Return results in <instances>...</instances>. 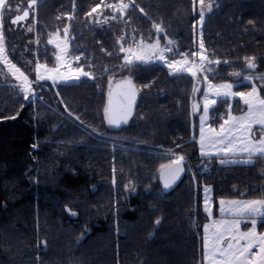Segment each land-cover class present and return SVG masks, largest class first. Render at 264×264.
Segmentation results:
<instances>
[{
	"label": "trees",
	"instance_id": "16d2710c",
	"mask_svg": "<svg viewBox=\"0 0 264 264\" xmlns=\"http://www.w3.org/2000/svg\"><path fill=\"white\" fill-rule=\"evenodd\" d=\"M26 1L10 0L4 12L10 61L32 75L38 62L54 64L56 49L43 42L69 27L71 53L84 55L91 78L34 83L26 100L0 63V264H203L199 232L208 218L201 183L212 185L217 199L264 198V158L221 164L224 156L202 157L192 100L203 77L173 75L156 62L128 67L121 52L137 38L153 41L154 24L163 29V44L176 41V53L195 52L198 2L194 12L193 0H123L131 7L121 13L97 8L120 0H40L27 33L11 22ZM205 12L202 39L209 59L221 61L209 81L252 90L245 77L264 75V0H214ZM246 57H256V69L246 67ZM125 77L136 83L140 101L130 124L116 130L104 117L106 93L110 80ZM255 84L264 98V80ZM229 102L214 105L213 128L224 124ZM231 109L240 114L247 106L237 99ZM169 150L198 164L195 175L164 193L158 172Z\"/></svg>",
	"mask_w": 264,
	"mask_h": 264
},
{
	"label": "snow or ice",
	"instance_id": "6c2138e0",
	"mask_svg": "<svg viewBox=\"0 0 264 264\" xmlns=\"http://www.w3.org/2000/svg\"><path fill=\"white\" fill-rule=\"evenodd\" d=\"M38 0H30L29 8H32L37 4ZM199 3V23L202 25L205 19V8L207 12L213 10L214 0H209L206 4L205 0H193L194 12L197 11L196 4ZM99 7V6H97ZM109 8H115L117 11L123 13L129 7L130 4L124 3L120 0L118 5H107ZM12 5L10 0H0V19H2L6 10H11ZM19 11V8L16 9ZM97 12V8H93L89 15ZM143 12V9H141ZM29 16V11L24 10L22 15H17L12 23L16 24L19 21H24ZM59 19V17H58ZM115 19V17H113ZM249 23H252L251 21ZM154 28L157 32H162L163 29L160 25L154 24ZM32 31L31 28L28 29ZM67 34V29H65ZM49 44L55 43V40L50 38ZM172 42L169 41V44ZM56 47L60 51V55L55 57V60L59 63L65 56L68 55L67 48H60L59 44ZM149 48L158 49L150 54H135L134 59H130L129 56H125V66L131 67L138 61L140 64H148L151 62L152 57L156 56L161 61H165V52H171V48L160 49L158 42L156 44L148 45ZM200 53L192 52L190 55H200V61L198 67L194 63H190L187 56L189 54L177 53L184 57L182 60L167 61L168 67L173 69L171 74L180 75L184 72L189 71L190 67L196 68L195 71L191 72L193 77L197 76V72H213L214 68L211 66L214 64H220L219 60H211L207 55L202 54L204 52V44L201 40L199 45ZM121 51H124L121 47ZM131 53V49L128 50ZM5 49L3 46V34L2 28H0V63H4L8 71L13 75L19 73L20 77L23 78L27 87H21L20 90L24 94V98L27 100L30 93L32 92L31 84L32 81L28 80V77L12 64L7 57L4 55ZM78 60L79 57H76ZM256 57H246L245 64L250 70L256 69L255 63ZM227 63V61H224ZM177 65H187L188 67H177ZM41 65H36V79L35 83H39L42 80H53V85L56 83V79L52 76L45 75L40 71ZM55 72L60 76L64 82L79 81L80 78L90 77V73L83 71L80 66L76 68L75 75L65 76L59 72L58 68L49 69L44 67V73ZM232 75L239 76L240 73L233 72ZM91 78V77H90ZM205 81L209 79L207 75L203 77ZM245 79L264 80V75H255L253 77H245ZM111 80L109 81L110 90L108 93V105L104 108V117L107 120L109 126L119 127L122 123H128L129 117L132 115V105L135 102L136 91L130 79L121 82L120 87V101L116 108L113 107V93L111 91ZM233 84H208V90L204 92V103H203V116L200 120V154L202 157H210L212 150L215 149V154L223 155L224 157L236 156L237 154H246L247 158L242 161L243 163L255 164L258 159L264 158V98H262L257 91L255 86L252 87L250 92H233ZM194 92L199 91L198 88L193 89ZM211 93V98L209 96ZM239 96L243 103L247 106V111L239 116L228 115L225 119L224 124L220 125V131L215 132L214 129L209 127L207 134L205 131V124L209 119V113L214 110V105L217 103V99H225L226 97ZM226 102V101H225ZM197 105L193 104V109L196 110ZM15 118V117H11ZM227 125V127H225ZM258 126V127H255ZM180 147V145H177ZM171 151V150H170ZM184 155H174V158L169 164H163L160 167L161 178L164 181V188L168 189L179 180L181 174L184 172ZM221 164L230 162L226 158L220 160ZM211 189L208 187L204 188V209L205 212L211 215ZM220 205H225L224 200L219 201ZM228 210L233 217V220L225 222L222 220L213 221L212 227L216 231L209 234V225H204V240H203V258L205 264H264V233H258L256 231L258 218H264V198L247 200V201H228ZM224 208L221 207V213L223 214ZM247 218L250 220L251 227L248 231H240V224L243 219ZM157 225L160 224L158 219L155 222ZM243 241V243H242ZM258 250V251H254Z\"/></svg>",
	"mask_w": 264,
	"mask_h": 264
},
{
	"label": "rangeland",
	"instance_id": "374dc122",
	"mask_svg": "<svg viewBox=\"0 0 264 264\" xmlns=\"http://www.w3.org/2000/svg\"><path fill=\"white\" fill-rule=\"evenodd\" d=\"M206 3V2H205ZM199 4V3H198ZM99 7H105L106 10H107V4L105 5H99ZM98 8V7H97ZM104 10V9H103ZM99 12L100 11V8L98 10ZM101 13H99L100 15ZM14 15V14H13ZM12 15V16H13ZM98 15V13H97ZM3 19H0V27H4L5 25V14L3 15ZM11 16V18H12ZM101 16V15H100ZM35 21H36V16H35ZM104 20H106L107 18H103ZM102 20V19H100ZM35 23V22H34ZM203 25V23H202ZM202 25L200 24V31H199V37H198V44H197V48L195 50V52L197 53H200V48H199V45L201 43V40L203 41L202 39V30H201V27ZM65 29H67V34H65ZM160 33V32H159ZM159 33L156 34L155 38L153 41H148L144 38H140V39H135V43H133L132 45H122L121 47H123L124 51H121L124 53V56H123V61H124V64H125V56H129L130 59H134L135 58V54H150L151 52L153 51H157L158 49H152V48H149L148 45H151V44H156L158 42L159 44V48L160 49H166V48H171L172 51L171 52H165V61H161L158 57L156 56H153L152 57V60L151 62H156V63H161L163 65H166L168 67V64H167V61H172V60H182L184 57L182 56H178L177 53L173 50L175 44H176V41L175 40H167V43L163 44L161 38H159ZM2 34H3V46H4V49H5V52H4V55L7 57V59L10 61V52L8 53V45H7V31H6V28H2ZM52 38L55 40V43L53 44H49L51 46H53L55 49H56V52L54 54V60H55V57L57 55H60V51L59 49L56 47V44H59L60 45V48H67L68 50V55L65 56L63 58V60L61 62H57L56 60L54 61V64H49V63H46V62H38L40 65H41V73L45 74V75H48V76H52L56 79V83H66L63 81V79L57 75V73L55 72H48V73H44V67H47L49 69H52V68H58L59 69V72L60 73H63L65 76H68V75H75L76 74V68L77 66H80L82 68L83 71H86V72H89L90 75H91V72L86 70V68L83 66V64L81 63V60L82 58L84 57V55L82 53H77V52H72L71 53V38L72 36L70 37V34H69V27H66V28H63L62 30H57V31H54L50 34V36L48 37L47 41L43 42V43H48L49 39ZM123 40H121L120 42H122ZM169 41H171L172 43L169 44ZM30 44L33 43V39H29L28 41ZM45 44V45H46ZM204 44V52L202 54L204 55H207V50H206V46H205V43L203 42ZM40 48V46H39ZM129 49H131V53H129ZM37 57L39 58V55H37ZM76 57H79V59L77 60ZM188 60L190 63H194L197 67L199 65V61H200V55H196V56H192V55H188L187 56ZM209 58V57H208ZM12 62V61H10ZM136 63H139L138 61ZM17 67V66H16ZM177 67H188L187 65H177ZM213 68V65L211 66ZM19 68V67H17ZM169 68V67H168ZM21 72L24 73V75H26L28 77V80L29 81H32L33 83L31 84V88H32V92L34 90V83H35V79H36V70L34 72V74H30V73H27L25 70L19 68ZM170 72L172 73L173 72V69H170ZM196 68L194 67H190L189 68V71H187V73H191L192 71H195ZM209 73H212V72H209ZM197 74H200L202 77H204L205 75L209 76L208 73H205V72H201V71H198ZM257 75V74H256ZM20 74L19 73H16L14 75V77L17 79V77H19ZM247 77H253L252 74H249ZM83 78V76L81 77ZM80 78V80H81ZM18 82L20 83V85L22 87H27V84L24 83L23 81V78L20 77L19 79H17ZM79 80V81H80ZM42 81H51L53 82V80L51 79H48V80H42ZM79 81H74V82H67V83H75V82H79ZM205 81V80H204ZM245 81H248V82H253L254 84H252L253 86H255L257 88V91H258V94L260 95V90L257 86V84H255V79H252L251 81L249 79H245ZM41 82V81H40ZM39 82V83H40ZM211 83V84H233L231 82H222V83H213L212 81H209V79L207 81H205V88H204V91L202 93V96H201V102L202 104L204 103V92L208 90V84ZM234 85V84H233ZM233 92H236L234 87L232 89ZM251 91V90H250ZM248 91V92H250ZM209 96L211 98V93H209ZM261 96V95H260ZM228 99H230L231 102H229V107H230V111H229V114L233 115V116H239V115H242L243 113H245L247 111H244L242 113H240L239 115L235 112H233V110L231 109V106L233 105V103L237 100V99H240L239 96H235V97H226ZM219 98L217 99V102H218ZM241 100V99H240ZM243 102V100H241ZM201 116H203V111L202 113L200 114V116L198 117L199 118V121H198V129H199V133H198V143H199V139H200V120H201ZM211 127L213 128L211 125H210V113H209V119L207 120L206 124H205V131H206V134H207V129ZM227 127V125L225 126ZM256 127V126H255ZM220 130H217L215 132H219ZM199 151H200V145H199ZM168 155H170V158L167 157L165 163L169 164L171 162V160L174 158V155H184L183 153H180V152H175L173 150H169L168 151ZM246 154H237L236 156H229V157H223V158H226L230 161H240V162H230V163H225V164H235V163H243L242 161H244L246 158H247V155L246 157H243L245 156ZM210 156H223L222 154L221 155H217L215 154V149L212 150V154ZM185 164L187 166V174H191V175H195L194 171L196 170L195 167H197V164L198 162H190V164L187 162L186 160V156H185ZM221 163V162H220ZM189 164V165H187ZM186 174V175H187ZM185 179V178H184ZM205 187H208L211 189V215H209V213L205 212V209H204V188ZM215 189L212 187V185L210 186L209 184L207 185L206 183H201V187H200V191H199V200H200V204H201V211L205 212L206 215H207V220H205L204 222V225H209V234H211L212 232L216 231V229L214 227H212V223L213 221H216V220H222V221H225V222H229L231 220H233L235 217H233L231 215V213L229 212L228 210V201H247V200H255V199H262L263 197H254V198H240L239 197H234V198H224V197H219L218 199L215 198L214 194H215ZM220 200H224L225 201V205L221 206L219 201ZM221 207L224 208V212L223 214L221 213ZM262 218H258V221H261ZM258 223V222H257ZM204 225H203V229H202V232L200 233L199 232V235H200V248H201V252H202V261H203V264H205L204 262V258H203V252H204V249H203V240H204ZM250 225V220H248L247 218L243 219L241 224H240V231L243 232V231H248L250 229V227H247ZM248 228V229H246ZM246 229V230H245ZM262 229V228H260ZM259 229V226L257 224V228H256V231L258 233H264V232H261ZM133 242L135 243L136 240L134 239V236L132 238ZM243 243V241H242ZM254 251H258V250H255Z\"/></svg>",
	"mask_w": 264,
	"mask_h": 264
},
{
	"label": "water",
	"instance_id": "95a60500",
	"mask_svg": "<svg viewBox=\"0 0 264 264\" xmlns=\"http://www.w3.org/2000/svg\"><path fill=\"white\" fill-rule=\"evenodd\" d=\"M39 1V0H38ZM30 2V0H29ZM29 2H28V6L24 9V10H28L29 11V16L26 18V20L24 21H19L17 22L16 24H24L26 23L28 20L31 19L32 17V14H33V9L29 8ZM33 8V7H32ZM23 10V11H24ZM23 11L22 12H19V13H16L12 18H11V22L12 20L17 16V15H22L23 14ZM13 24V23H12ZM130 79L132 81V84L134 85L135 87V91H136V98H135V102L134 104L132 105V115L129 117L128 119V123L126 124H121L119 127H116L115 126V129H120V128H123L127 125L130 124V121L131 119L134 117L135 115V111H136V108L139 104V101H140V91H139V88L137 87L136 83L130 78V77H125V78H120V79H117L116 81L112 82L111 83V91L113 93V107L116 108L119 104V101H120V92L122 91V88L120 87L121 85V82L125 81V80H128ZM195 88H198L199 91H196L194 92V97H193V100H192V115L194 117H199L200 114L202 113V109H203V104L201 102V95L204 91V88H205V82L203 80H198L197 81V84H196V87ZM109 90H110V85L108 84V89H107V93H106V96H107V100H106V106L108 105V93H109ZM193 104H196L197 105V108L196 110L193 109ZM107 122V120H106ZM107 125L109 128H111V126H109L108 122H107ZM203 164V162L201 163ZM184 167H185V170L184 172L181 174L179 180L176 181L175 184H173V186L171 188H168V189H165L164 188V181L163 179L161 178V172H160V169H159V172H158V179H159V182H160V185H161V188L163 190L164 193H170L172 192L174 189H176L180 184L181 182L184 180L186 174H187V166L184 162Z\"/></svg>",
	"mask_w": 264,
	"mask_h": 264
},
{
	"label": "flooded vegetation",
	"instance_id": "af4514ba",
	"mask_svg": "<svg viewBox=\"0 0 264 264\" xmlns=\"http://www.w3.org/2000/svg\"><path fill=\"white\" fill-rule=\"evenodd\" d=\"M28 2H29V0H27L25 3H24V5L23 6H21V8L19 9V11H16L15 13H14V15L16 14V13H19V12H22L27 6H28ZM41 1L39 0L38 2H37V4L35 5V6H33V8H31V9H33V14H32V17H31V19L33 18V16L36 14V10H37V6H38V4L40 3ZM13 15V16H14ZM12 16V17H13ZM31 19L30 20H28L26 23H24V24H13V25H15L16 27H19V28H22V29H24L25 30V32H29V28H31V24H29V22L31 21ZM111 127H113V126H111ZM115 127V126H114Z\"/></svg>",
	"mask_w": 264,
	"mask_h": 264
},
{
	"label": "crops",
	"instance_id": "0c3cea01",
	"mask_svg": "<svg viewBox=\"0 0 264 264\" xmlns=\"http://www.w3.org/2000/svg\"><path fill=\"white\" fill-rule=\"evenodd\" d=\"M4 17V16H3ZM3 17H2V19H3ZM12 64H15L14 62H11ZM16 65V64H15ZM17 66V65H16ZM239 115V114H238ZM226 126V125H225ZM256 127H258V126H256ZM212 129H214L215 131H217V130H220V129H215V128H212ZM259 223H260V221H258V226H259ZM251 226V224L249 225V226H247V227H250ZM246 229H248V228H246ZM245 229V230H246Z\"/></svg>",
	"mask_w": 264,
	"mask_h": 264
}]
</instances>
